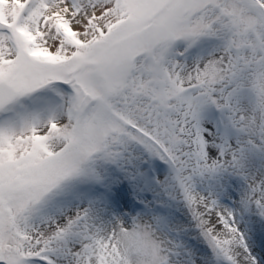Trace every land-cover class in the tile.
Returning <instances> with one entry per match:
<instances>
[{
    "label": "snow or ice",
    "instance_id": "6c2138e0",
    "mask_svg": "<svg viewBox=\"0 0 264 264\" xmlns=\"http://www.w3.org/2000/svg\"><path fill=\"white\" fill-rule=\"evenodd\" d=\"M0 264H264V0H0Z\"/></svg>",
    "mask_w": 264,
    "mask_h": 264
}]
</instances>
